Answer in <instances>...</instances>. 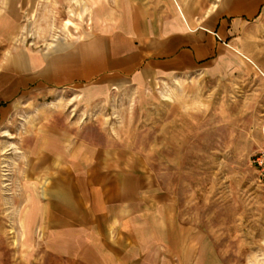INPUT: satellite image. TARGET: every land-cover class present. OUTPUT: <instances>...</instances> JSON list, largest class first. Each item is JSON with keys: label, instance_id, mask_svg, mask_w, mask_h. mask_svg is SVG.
I'll use <instances>...</instances> for the list:
<instances>
[{"label": "crops", "instance_id": "obj_1", "mask_svg": "<svg viewBox=\"0 0 264 264\" xmlns=\"http://www.w3.org/2000/svg\"><path fill=\"white\" fill-rule=\"evenodd\" d=\"M18 3L10 0L6 12L17 13ZM85 8L92 36L53 55L9 51L0 101L29 89L85 87L91 99L141 93L211 70L264 0H91ZM43 131L26 151L28 193L18 203L26 261L10 264H205L206 236L184 223L178 196L126 135L100 144L51 123Z\"/></svg>", "mask_w": 264, "mask_h": 264}, {"label": "rangeland", "instance_id": "obj_2", "mask_svg": "<svg viewBox=\"0 0 264 264\" xmlns=\"http://www.w3.org/2000/svg\"><path fill=\"white\" fill-rule=\"evenodd\" d=\"M17 1L18 12L9 13L10 0H0V63L13 48L53 55L97 32L85 11L91 0ZM237 37L215 68L141 93L91 99L85 87L29 89L1 100L4 262L26 261L19 253L25 207L18 204L28 193L26 151L51 123L100 144L126 135V146L178 196L184 223L206 236L205 264H264V9Z\"/></svg>", "mask_w": 264, "mask_h": 264}]
</instances>
